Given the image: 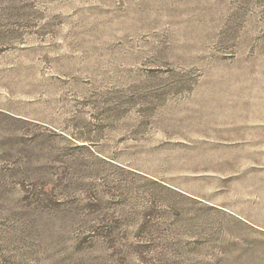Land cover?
<instances>
[{"label":"rangeland","instance_id":"1","mask_svg":"<svg viewBox=\"0 0 264 264\" xmlns=\"http://www.w3.org/2000/svg\"><path fill=\"white\" fill-rule=\"evenodd\" d=\"M0 264H264V0H0Z\"/></svg>","mask_w":264,"mask_h":264}]
</instances>
